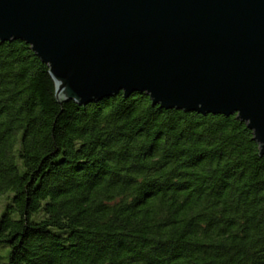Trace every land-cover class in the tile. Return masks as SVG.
Instances as JSON below:
<instances>
[{"label":"trees","instance_id":"1","mask_svg":"<svg viewBox=\"0 0 264 264\" xmlns=\"http://www.w3.org/2000/svg\"><path fill=\"white\" fill-rule=\"evenodd\" d=\"M0 243L8 264H264V155L236 114L145 93L59 101L0 41Z\"/></svg>","mask_w":264,"mask_h":264},{"label":"water","instance_id":"2","mask_svg":"<svg viewBox=\"0 0 264 264\" xmlns=\"http://www.w3.org/2000/svg\"><path fill=\"white\" fill-rule=\"evenodd\" d=\"M49 67L80 105L145 93L152 105L236 114L264 155V0H0V41Z\"/></svg>","mask_w":264,"mask_h":264},{"label":"rangeland","instance_id":"3","mask_svg":"<svg viewBox=\"0 0 264 264\" xmlns=\"http://www.w3.org/2000/svg\"><path fill=\"white\" fill-rule=\"evenodd\" d=\"M7 200L8 198L6 195L0 196V213L3 210ZM8 251L9 248L6 245L0 243V264H8Z\"/></svg>","mask_w":264,"mask_h":264}]
</instances>
